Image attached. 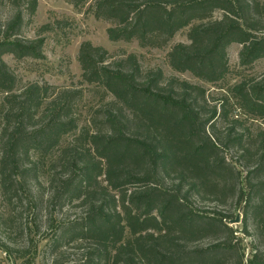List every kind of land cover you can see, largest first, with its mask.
Returning <instances> with one entry per match:
<instances>
[{
    "label": "trees",
    "instance_id": "16d2710c",
    "mask_svg": "<svg viewBox=\"0 0 264 264\" xmlns=\"http://www.w3.org/2000/svg\"><path fill=\"white\" fill-rule=\"evenodd\" d=\"M66 1L78 8L89 0ZM4 2L16 8L0 23L4 198L22 202L19 191L28 173L56 153L60 171L48 181L46 204L80 207L82 214L58 225L53 249L91 241V264H245L238 231L229 221L242 209L243 232L264 240V129L253 131L247 120L234 116L231 99L247 119H264V74L235 85L229 97L218 96L201 85L167 79L162 70L143 72L134 54L110 62L108 51L84 42L83 81L113 100L98 112L103 129L78 133L72 111L81 89L19 87L3 59L44 58L43 37L21 36L25 14H36L38 0ZM93 10L96 18L114 24L108 29L114 42L138 40L160 48L189 28V42L175 45L169 62L207 83L229 75L232 44L242 46L245 68L264 59V0H94ZM31 158L37 161L33 169L27 167ZM195 199L230 210L200 212ZM47 218L53 222V213ZM205 238L213 243L193 247ZM3 250L12 254L7 244ZM246 264H264V249Z\"/></svg>",
    "mask_w": 264,
    "mask_h": 264
},
{
    "label": "rangeland",
    "instance_id": "374dc122",
    "mask_svg": "<svg viewBox=\"0 0 264 264\" xmlns=\"http://www.w3.org/2000/svg\"><path fill=\"white\" fill-rule=\"evenodd\" d=\"M93 6L94 0H89L78 8L66 0H38L37 12L33 17L28 16L25 11V23L21 36L28 40L43 37L45 39L44 58L18 60L12 55H6L3 58L16 75L19 87L29 84H48L56 88V93L81 89L83 95L78 100H74L72 111V117L78 123L76 130L78 133L84 129L89 132L103 129V116L98 112L113 100L102 90L83 81L79 51L84 42H91L94 46L108 51L110 62L119 61L134 54L143 72L162 70L167 79L177 78L201 85L209 93L218 96L229 97L235 85L264 74V59L250 67L245 68L240 65L239 53L242 49L240 44H232L228 48L230 73L221 83H207L195 78L189 72H178L171 67L168 55L175 45L189 42V28L179 31L160 48L143 47L138 40L114 42L108 35V29L114 24L96 18ZM15 10V6L9 2L0 3V23L4 24L11 19ZM216 16L221 17L222 13L217 12ZM2 99L3 94L0 93V129L3 122ZM231 104L233 115L247 120V126L253 131L264 129V119H247L245 111L235 104L233 98ZM74 135L75 133H72L71 136L66 137L63 144L67 145ZM57 159L58 154L49 155L39 162L38 169L28 173L26 185L19 191V196L23 197L22 202L19 200L8 202L3 196L0 185V262L2 264H91L89 259L94 251V244L91 241L71 242L56 250L52 248L53 239L59 230L58 225L66 219H74L82 214L80 207L66 205L62 208L60 205L48 207L46 204V199L51 193L48 181L60 171ZM36 162V158H31L27 161V167L33 169V164ZM33 189H38V192ZM33 195L36 206L33 205ZM193 205L200 212L224 213L230 210V205L218 206L212 201L195 199ZM49 213H53L54 217L51 223L47 218ZM235 214L237 215L229 221V225L238 231L236 234L239 240L238 248L245 254L246 264L253 253L264 249V240L256 239L252 233L251 236H246L243 232V210H237ZM237 217H240V222L232 224ZM212 243L213 239L205 238L197 241L193 247H207ZM4 244L11 247L10 256L3 250Z\"/></svg>",
    "mask_w": 264,
    "mask_h": 264
},
{
    "label": "water",
    "instance_id": "95a60500",
    "mask_svg": "<svg viewBox=\"0 0 264 264\" xmlns=\"http://www.w3.org/2000/svg\"><path fill=\"white\" fill-rule=\"evenodd\" d=\"M239 222H240V217H237V219L235 221H232V224L239 223Z\"/></svg>",
    "mask_w": 264,
    "mask_h": 264
}]
</instances>
